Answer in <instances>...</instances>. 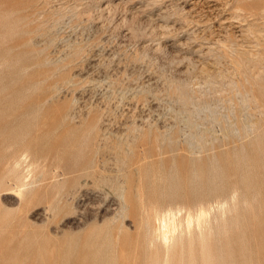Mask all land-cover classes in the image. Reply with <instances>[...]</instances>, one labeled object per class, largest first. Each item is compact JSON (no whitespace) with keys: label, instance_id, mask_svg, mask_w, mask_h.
<instances>
[{"label":"rangeland","instance_id":"374dc122","mask_svg":"<svg viewBox=\"0 0 264 264\" xmlns=\"http://www.w3.org/2000/svg\"><path fill=\"white\" fill-rule=\"evenodd\" d=\"M0 264H264V0H0Z\"/></svg>","mask_w":264,"mask_h":264},{"label":"bare ground","instance_id":"6f19581e","mask_svg":"<svg viewBox=\"0 0 264 264\" xmlns=\"http://www.w3.org/2000/svg\"><path fill=\"white\" fill-rule=\"evenodd\" d=\"M22 179H26V176ZM119 196L120 198H122L124 204H126L127 203L126 196L122 186L120 187ZM221 206H223V204ZM124 207L125 205L123 206V208ZM209 219H210L209 210L205 207L203 202H199L195 210H191L189 207L180 206L179 204L168 205L164 208L156 209L154 211V226L152 228L153 236L151 238V241L157 240L161 245L165 247V249H168L173 243L181 242L183 240V237H188V238L191 237L193 235V232H197L200 236H202L203 228L206 224H208Z\"/></svg>","mask_w":264,"mask_h":264}]
</instances>
